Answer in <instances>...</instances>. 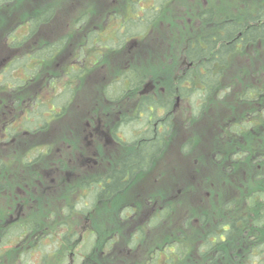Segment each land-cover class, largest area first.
Segmentation results:
<instances>
[{
	"label": "rangeland",
	"instance_id": "obj_1",
	"mask_svg": "<svg viewBox=\"0 0 264 264\" xmlns=\"http://www.w3.org/2000/svg\"><path fill=\"white\" fill-rule=\"evenodd\" d=\"M258 1L171 0L163 11L160 10L156 19L158 23L153 30L143 34L141 40L116 53L110 54L105 50L98 59H89L87 56L82 57L81 61L75 57L85 32L94 28L105 29L113 22L116 14L127 8L128 0H23L16 4L18 9L16 8L13 14L0 11V20L4 15L11 20L8 28L3 25L0 27V46H4L8 45L4 41L8 38L7 29L15 28L19 35L23 34L27 30L23 24L27 20L26 17L39 12L47 3H54L56 15L31 38V43L27 46L30 48L39 40L65 34L68 36L66 47L46 65L42 78L48 73L61 74L70 62H76L85 72L65 116L42 132L28 136L19 133L14 142L0 144L1 156L5 157L16 150L27 154V161L31 162L30 166L22 167L18 159H15L7 170L0 172H3L0 174V187L6 185V190L0 197V217L3 220L12 219L19 212H27L25 203L13 199L16 185L19 186L18 183L22 182L23 189H26L27 183L34 196L33 199L30 198L34 205L32 213L44 218L43 223L48 222L51 215L54 220L59 218L62 215L61 205L75 196L71 194L70 189L79 182L78 175L90 176L96 170L100 174L104 173L130 150L127 145L111 139L110 129L121 112L130 111L135 107L142 91L133 90L123 100L110 102L102 95L104 84L115 77L120 68L135 65L141 67L147 75L146 90L164 88L182 65L181 54L184 46L199 32L209 28L198 21V12L202 8L212 5L221 15L228 12L240 15ZM145 7L142 6L144 17L153 12V9L144 10ZM78 17L81 20L76 22ZM90 48L87 49L88 53ZM8 49H0V55L5 56ZM19 52L18 50L16 53ZM42 78L27 82L28 89L21 87L22 91L33 92L42 87L45 79ZM263 79L264 42H261L237 54L211 106L200 117L190 118L189 112L184 110L183 103L180 102L181 106L175 108L177 126L162 156L113 200L100 205L90 220L81 219L80 224L85 230L96 229L100 235L94 264H147L149 254L154 251L151 247L157 244L158 247L174 248L176 236L179 237L178 234L182 231L189 233L192 239L195 237L192 247L194 251L184 262L178 264L238 263L235 249L240 246L239 241L231 242L227 255L220 258H217V252L213 251L204 257L196 250L202 231L206 227L218 218L240 212L246 207L245 197L241 198L239 181L246 178L249 171L253 172L254 168L261 166V155L259 151H255L262 139L258 137L257 132L252 135H249L251 132L247 133V138L243 139H228L223 129L227 123L243 120L252 109L261 105L256 100L242 103L239 94L250 83L257 84ZM50 90L51 86L42 94L50 95ZM255 114L256 112H253L252 116ZM127 128L131 126H126L125 131L128 133ZM221 135L223 136L219 151L214 144ZM246 141L253 145L252 149L248 150V145H241L240 148L244 146L250 156L244 155L238 160L237 155L231 152L237 150V146L234 148L237 143ZM37 155L40 156L36 157ZM219 159L221 163H217ZM137 165H142L141 159H138L135 166ZM20 194L21 191L18 195ZM10 200L14 206L12 208L8 207ZM167 206V216L148 226L149 217L160 215L161 208L163 210ZM8 224L0 221V231ZM142 225H145V238H142V244L137 250L131 249L130 237L135 229ZM65 228L66 226L59 224L56 231ZM243 234L251 236L247 232ZM47 235L42 238L37 236L36 241L40 238L42 240L41 246L36 251L28 249L30 252L25 253L23 257L25 264L42 263L44 250L49 247V239L51 240ZM111 237L116 238L115 245L111 251H107L105 249L113 245ZM12 238L0 246V264H14L21 251L36 243L25 239L15 247L17 240ZM241 238L244 240L246 237ZM85 246H90L88 241ZM81 261L79 258L78 263ZM48 263L63 264L60 259L52 258H48Z\"/></svg>",
	"mask_w": 264,
	"mask_h": 264
},
{
	"label": "trees",
	"instance_id": "obj_2",
	"mask_svg": "<svg viewBox=\"0 0 264 264\" xmlns=\"http://www.w3.org/2000/svg\"><path fill=\"white\" fill-rule=\"evenodd\" d=\"M22 1L0 0V11H3L4 14H13L15 9H18L16 4ZM142 1L145 2L142 6H146L144 10L153 9V12L144 17L142 12H139L138 7L134 6L133 10L135 12L126 13L123 17L116 16L122 19L119 22L121 28L116 29L115 35L108 31L111 29L109 25L112 23L106 26L105 29H89L84 34L82 45L87 42V45L91 47L89 53L95 51L98 53V58H100L106 52V49H110L109 46L119 47L123 42L139 39L140 35L143 37V34L150 33L158 23L156 19L160 10L163 11L171 0ZM56 12V5L52 2L47 3L39 12L27 16L28 18L26 17L27 20L25 19L26 21L23 24L26 25L27 30L23 34L19 35L15 28L7 29L9 31L8 38L6 37L7 39L4 41L8 45L0 46V49L4 47L10 49L7 50L5 56L0 55V58L2 57L0 61V104L4 105L0 110L6 113V115L4 113L3 116H0V126L6 128V131H42L55 120L61 118L68 111V107L72 102L73 91H76L79 79L50 78L48 82L49 74L44 77L45 79L42 78L46 72V65L63 51L68 36L62 34L55 38L39 40L30 48L27 46L28 43H31V38L44 25L51 22ZM79 20L81 18L78 17L76 22ZM198 21L202 25L209 26V28L199 32L184 46L181 54L182 65L175 72L174 78L171 79V77L166 83L164 87L166 91L157 92L156 94L147 93L142 98V110L146 114V117L142 118V126H144L142 128V139H133V146L130 147L129 152L121 158L118 164L113 166L111 171L106 174L107 176H103L105 185H98L99 188L95 187L92 192L83 196L82 199L104 201L110 200L121 193L129 184L130 178L136 175V172L148 169L152 162L166 150L169 139L165 138L172 136L175 131L177 99H180L179 103H183L184 110L189 112L190 118L200 117L211 106L237 54L247 50L252 45L264 42V0H259L253 7L246 9L240 15L231 12L221 15L215 6L209 5L198 12ZM10 23V18L4 15L0 20V27L3 25V27L8 28ZM84 47L79 50L76 56L79 61L82 57L86 58L88 56L87 51H84ZM103 48L105 49L102 50ZM18 50L20 52L16 53ZM74 67H70L74 77L84 72L81 68L76 69ZM120 75L129 79H111L107 81L103 88L106 97L123 98V93L119 94L124 92L125 89H139L147 81L145 71L135 65H131ZM41 78L44 79L42 87H38L33 92L22 91L21 87H24L25 90L28 89L27 82L35 79L40 80ZM50 86V95H43V91L49 89ZM239 100L242 103L256 100L261 105L252 109L243 120L227 123L223 132H225L228 139H243L247 138V133L251 132L249 135H252L257 132L262 141L255 152L258 153L259 151L261 155L259 161L263 162L258 169L254 168L253 172L249 171L248 176L239 181V189L242 191L241 198L245 197L244 200L246 201L245 209L218 218L206 227L202 231L200 244H198V250L196 251L206 256L214 251L217 252V258H220L227 255L228 246L231 242L239 241L241 244L235 249V253L238 254L237 264H264V79L259 80L257 84L250 83L240 92ZM51 104L55 107L52 108ZM6 105H8V109L5 108ZM150 106H153L154 109L151 110ZM253 112H256L254 116H252ZM11 114L15 115L11 116ZM152 114L153 116H151ZM149 118L152 120H149ZM14 122L16 125H13ZM222 136L214 144V147L218 148L219 151ZM241 145L245 147L248 145V150H251L253 146L248 141L237 143L234 148L238 147L236 156L238 160L244 155L250 156L244 146L240 148ZM138 159H141L142 165L135 166ZM18 161L22 164V167H28L31 164L27 161V154L19 153ZM218 162H220V159ZM0 163L3 169L6 168L4 160L1 159ZM107 178H110L108 184H106ZM2 182L6 184L5 181ZM18 184L23 186L22 182ZM71 192L75 195L76 190L71 189ZM74 199L76 197L71 201ZM167 207L162 210V219L169 213V207L168 210ZM75 209L73 204L66 203L63 208V215L56 220L51 218V215L47 220L48 222L43 223L44 218L34 214L37 217H32L30 220L4 225L0 231V246L10 237L17 240L14 245L17 247L25 239L30 243H34L37 236L42 238L48 234L47 237H50L51 240L49 239V247L44 250L43 261L40 264H52L48 263V258L58 260L59 251L57 252V249L62 246L67 247L68 244L72 243L70 239L73 238L75 233L73 229L75 223H68L65 218L76 215ZM62 216L66 217L61 220ZM50 220L56 222L52 223ZM59 224L66 226V228L57 232ZM40 232L42 233L40 234ZM245 232L251 236H245L243 234ZM178 235L179 237L176 236L174 248L166 247L165 251L170 259L172 257L171 260L169 259L172 264L184 262L194 246L195 237L192 239L193 237L185 231L180 232ZM242 236L246 238L243 240ZM41 238L35 244L21 251L14 264H25L23 259L25 253L30 252L28 249H35L36 251L41 246ZM239 248L240 251H238ZM172 250L175 255L177 254L174 257L170 255Z\"/></svg>",
	"mask_w": 264,
	"mask_h": 264
},
{
	"label": "flooded vegetation",
	"instance_id": "obj_3",
	"mask_svg": "<svg viewBox=\"0 0 264 264\" xmlns=\"http://www.w3.org/2000/svg\"><path fill=\"white\" fill-rule=\"evenodd\" d=\"M144 4H145V2H143L142 0H132V4H131V0H128L127 8L125 10H123L121 13H118V14H116L113 17V22H112L111 25H109V27L111 29L108 30V31H110L111 34L115 35L116 29H120L121 28V26L119 25V22L122 19V18L119 19L116 16L123 17L124 15H126V13H130L131 14V13L135 12V10H133L134 6H137L139 12H142V5H144ZM141 39H142V35L139 36V39L128 40L125 43L123 42V44H121L119 47H117V46H114V47L113 46H109L110 49H108V50L106 49V51H107V53H110V54L116 53V51L123 50L126 47L132 45V43H134L135 41H139ZM82 42L79 44L77 55H78L79 50L83 46H85L84 47L85 48L84 51H87V49L90 47V46L87 45V42H85L84 45H82ZM81 45H82V47H81ZM65 47H66V45L64 46V48ZM95 57L98 59V53L95 52V51H93L90 54H88V58H90V59H93ZM76 60H78V59L76 58ZM71 66H75L76 69H80L81 68V70H83L82 67L76 65V62H70L68 65H66L63 68L61 74L52 75V74L48 73L49 74L48 77L51 76L50 78L65 79V80H68V79L69 80L70 79H79V81H80L81 78L83 77V75L85 74V72L81 73L77 77H74L73 74L71 73V71H72V69L70 68ZM130 66L131 65H127V66H124V67L120 68L119 71L116 73V76L113 77L112 79H129L128 77L121 76L120 74L123 71L127 70L128 68H130ZM139 68L142 70L141 67H139ZM73 83H75V82H73ZM103 88H104V86H103ZM136 90L142 91L137 104L135 105V107L132 110L121 112L118 115L117 119L115 120L116 121L115 124H113L111 129H110L111 139L116 140L118 143H121L124 146L127 145L128 147L133 146V141H132L133 139H137V138L142 139V128H144V126H142V118L146 117L145 112L143 113V110H142V98H143V96H145L147 93H155L156 94L157 92L160 93L162 91L163 92L166 91L165 88H157V87L148 88V90H146L145 89V85L143 87L139 88V89H136ZM132 91L133 90H128V89L126 90L125 89L124 92H121L119 94V95H121L123 93L122 95L124 96L123 98H120V99H115V97L114 98L106 97V95L104 93V90H102V95L104 96V98L107 101L118 102V101L123 100ZM75 96H76V91H73L72 102H73ZM179 101H180V99H177L176 106H178V107L181 106ZM6 106H8V105H6ZM50 106L52 108L55 107L52 104ZM70 106H71V104L69 105V107ZM3 107H4V105L0 104V108H3ZM69 107H68V109H69ZM5 108L8 109V107H5ZM149 108L151 110L154 109L153 106H150ZM0 112H1L0 116H3L4 113H5L2 110H0ZM65 114L62 115L61 118L63 116H65ZM5 115H6V113H5ZM14 115L15 114H11V116H14ZM151 116H153V114ZM61 118H59V119H61ZM59 119H57V120H59ZM57 120H55V121H57ZM149 120H152V119L149 118ZM133 122H134V124H133ZM13 125H16V123L14 122ZM129 125L131 126V128H127V130H128V133H127L125 131V129H126V126H129ZM176 126H177V119H176ZM176 126H175V128H176ZM47 128H45V129H47ZM45 129H43L42 131H44ZM42 131H39V132H42ZM39 132H27V131H13V132L10 131L9 132V131H6V128H4L3 126H0V144L1 143H5L4 145H6V143L14 142V140L16 139V136L19 133H23V135L28 136V135H31V134H37ZM171 138H172V136H170V137L168 136V137L165 138V139H169L167 144H169V141H170ZM131 142H132V144H131ZM237 151H238V148H237V150H235V152H231V154L237 155L238 154ZM128 152L129 151H127L124 155H126ZM1 155L2 154L0 153V160L1 159L4 160L6 162V168L7 167L9 168L11 166V163L13 161H15V159H18L19 152L14 150L13 152L8 153V155H6L5 157H3ZM124 155H122L119 158V161L121 160V158H123ZM158 158H160V156H158L155 159V162L158 160ZM119 161L117 162V164L119 163ZM153 163H154V161L152 162V164ZM6 168H4V169H6ZM112 168L113 167H111L110 169L106 170V172L104 171V173L100 174L99 171H97L95 167H92V169H94L96 171H93L94 173L90 174V176L89 175L88 176H82V174L78 175L79 176V179H78L79 182L74 184L71 187V189H75L76 190V193H75V196H74V198L76 197V199H74L73 201L68 200L67 202H65L64 204L61 205V213H62V215H63V212H64L63 208H64L66 203L73 204L75 206V208H76L75 209L76 215H74L73 217L71 216L70 218H68V217L65 216L66 217L65 218L64 216H62L60 218L61 220H63L65 218V220L68 221V223L69 222L70 223H73V222L75 223V227L73 228L75 230V233L73 235V238L70 239L72 243L68 244L67 247H63L62 246V247L57 249V252L59 251L58 252L59 258L58 259H60L61 263H63V264H94V262H95L94 256H95L97 250L99 249L96 245L98 243V240L100 241V235H99V232L96 229H95V231L92 230V229L89 230V231L85 230L84 227L81 226L80 222H81V219H85V221L90 220L93 217V212H95V210L100 205H103L104 203H107V202L111 201V199L110 200L100 201V200H96V199H91V200L82 199V197L85 196V195H88L90 192L93 191V189L95 187H98V185H105L103 183V176H107L106 174L109 171H111ZM4 169H3V166L0 163V172L2 170L4 171ZM148 169H146L144 171L142 170L141 172H137V174L134 177L130 178L129 184L126 186V188L134 181V179L139 174H141L143 172H146ZM2 173H0V174H2ZM108 181H110V178L109 179L107 178L106 184H108ZM5 186L0 187L1 188L0 197H2V195H3L2 192H4L6 190ZM16 187H17V190L13 194V199L14 198L19 199L20 203H25L26 207H27V212L26 213L25 212L24 213H22V212L20 213L19 212V213H17V216L15 218L13 217L12 219L10 218V219L3 220V218L0 217L1 223H5V224L17 223V222H20V221L30 220V219H32V217H37V216L34 215L35 213H32V211H31L34 208V205H33L32 202H30V198L33 199L34 196H33L32 192H31V190L29 188V185L26 183V189H23L24 188L23 186L20 187V186L16 185ZM71 189H70V192H71ZM20 191H21V194L19 196L18 194L20 193ZM71 194H72V192H71ZM6 196H8V195L6 194ZM13 199H12V201H13ZM112 200H113V198H112ZM12 201L10 200V202L8 204L9 205L8 207H10V208L14 207ZM24 205H22V206H24ZM20 208H21V205H20ZM159 213H160V215L156 214V216L149 217L148 226H150L153 223L155 224L156 220H162V217H161L162 208H161ZM56 218H58V217H56ZM144 228H145V225H142V227H137L135 229V232L131 235V237H130L131 249H136L137 250V247L140 244H142V238L144 239L145 238V234H146L145 232H143V230L145 231ZM86 234H88V235L86 236ZM111 239H112V243L111 244H113V245L108 247V248H106L105 250H107V251H111L114 248V245H115L114 241L116 240V238L115 237H111ZM87 241H88V245H90V246H85ZM151 248H153L154 251H152L149 254V257L146 260V261H148L147 264H162L163 262H164V264H171L170 260L172 259V257L170 259V256L167 255V253L165 252L166 248H163L161 246L158 247L157 244L154 247H151ZM169 248H171V247H169ZM193 251H194L193 249L190 250L191 253ZM102 252H103V250H102ZM170 255H173V257L176 256L175 253H173V250H172ZM203 256L205 257V254H203ZM79 258H81V260H82L80 263H78ZM162 258H163V262H162ZM141 262H142V260H141ZM144 264H146V263H144Z\"/></svg>",
	"mask_w": 264,
	"mask_h": 264
}]
</instances>
